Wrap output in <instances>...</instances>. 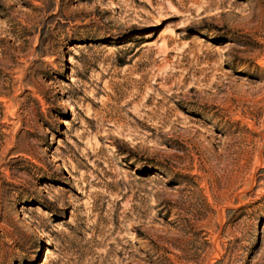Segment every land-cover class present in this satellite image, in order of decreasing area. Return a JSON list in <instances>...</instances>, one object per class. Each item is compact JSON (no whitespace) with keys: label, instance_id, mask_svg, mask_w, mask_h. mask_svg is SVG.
<instances>
[{"label":"rangeland","instance_id":"1","mask_svg":"<svg viewBox=\"0 0 264 264\" xmlns=\"http://www.w3.org/2000/svg\"><path fill=\"white\" fill-rule=\"evenodd\" d=\"M0 264H264V0H0Z\"/></svg>","mask_w":264,"mask_h":264},{"label":"bare ground","instance_id":"2","mask_svg":"<svg viewBox=\"0 0 264 264\" xmlns=\"http://www.w3.org/2000/svg\"><path fill=\"white\" fill-rule=\"evenodd\" d=\"M53 162H57V158H53ZM51 189V188H50ZM33 209V213H36V214H44V213H47V210H44L42 207H40L39 205L35 206L32 208ZM28 223V221H27Z\"/></svg>","mask_w":264,"mask_h":264}]
</instances>
